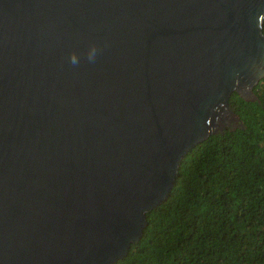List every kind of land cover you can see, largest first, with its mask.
I'll return each mask as SVG.
<instances>
[{"label":"water","instance_id":"obj_1","mask_svg":"<svg viewBox=\"0 0 264 264\" xmlns=\"http://www.w3.org/2000/svg\"><path fill=\"white\" fill-rule=\"evenodd\" d=\"M261 15L264 0H0V264L124 258L187 152L243 127L232 93L259 101Z\"/></svg>","mask_w":264,"mask_h":264},{"label":"trees","instance_id":"obj_2","mask_svg":"<svg viewBox=\"0 0 264 264\" xmlns=\"http://www.w3.org/2000/svg\"><path fill=\"white\" fill-rule=\"evenodd\" d=\"M253 90L259 101L229 98L243 127L187 152L168 197L115 264H264V76Z\"/></svg>","mask_w":264,"mask_h":264},{"label":"clouds","instance_id":"obj_3","mask_svg":"<svg viewBox=\"0 0 264 264\" xmlns=\"http://www.w3.org/2000/svg\"><path fill=\"white\" fill-rule=\"evenodd\" d=\"M259 21H260V24H259V27H260V30H264V24L261 23V21H264V15H261L259 17ZM95 58V48L92 49L91 53L89 54V60L90 61H93ZM70 61L73 65H76L78 64V58L75 54H72L71 57H70Z\"/></svg>","mask_w":264,"mask_h":264}]
</instances>
